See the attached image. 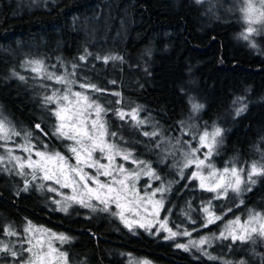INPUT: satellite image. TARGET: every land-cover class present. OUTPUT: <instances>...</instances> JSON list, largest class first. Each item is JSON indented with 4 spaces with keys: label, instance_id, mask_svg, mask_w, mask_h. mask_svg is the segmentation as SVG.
Here are the masks:
<instances>
[{
    "label": "trees",
    "instance_id": "trees-1",
    "mask_svg": "<svg viewBox=\"0 0 264 264\" xmlns=\"http://www.w3.org/2000/svg\"><path fill=\"white\" fill-rule=\"evenodd\" d=\"M226 1L233 10L229 16L208 12V0H0V110L22 133L21 140L31 132L36 147L42 148V142L57 147L50 135L54 104H44L50 83L28 63L38 60L59 72L63 66L80 83L103 89L89 92L109 109V131L120 137V147L137 159L147 158L156 169L153 159L163 155L161 136L184 125L193 104L203 105L195 111L203 123L228 130L224 154L236 157L238 164L258 161L264 157V32L256 39L258 47H251L243 38L240 1ZM105 56L122 59L105 63L98 58ZM243 105L245 111L236 115ZM132 109L140 110L146 126L121 120L113 111ZM156 127L162 128L157 136L144 135ZM155 144L153 155L145 156V146ZM189 177L184 173L172 202H180L181 192L194 185ZM25 184L14 174H0V229L11 225L18 240L24 239L28 222L63 232L74 238L67 246L70 257L82 264H127L129 256L163 264H264L260 239L226 240L222 255L194 260L172 243L126 229L109 211L95 216L73 206L62 211L54 191L33 185L25 191ZM241 201L247 211H264V177ZM10 239L0 232V241ZM7 255L0 251L1 260Z\"/></svg>",
    "mask_w": 264,
    "mask_h": 264
},
{
    "label": "snow or ice",
    "instance_id": "snow-or-ice-1",
    "mask_svg": "<svg viewBox=\"0 0 264 264\" xmlns=\"http://www.w3.org/2000/svg\"><path fill=\"white\" fill-rule=\"evenodd\" d=\"M197 2H201V0H197ZM241 4V11L247 24L243 38L249 40L253 33L259 31L255 27L256 24L264 27V0H241ZM98 58L103 59L105 63L109 60L122 59L116 56ZM80 59L84 60L85 57L81 56ZM28 63L32 65L31 71L35 72L41 79L54 81L64 86L63 90L54 89L51 95H46L44 104L56 105L54 109H49L51 115L56 118L54 130L50 135L61 140L71 141L66 147L72 156L66 157L55 150L48 151L47 144L42 146L44 150H37L36 145L32 143L31 132L24 134V144L16 146L27 155H14L15 149L7 147V143L12 140L13 136H20L21 133L10 127L5 119L0 118V141L5 142L0 144V147L5 148L6 151V155H0V165L10 164L12 168H5V170H16L18 175L31 176V181H26L25 191H27L29 183L37 180L52 181L61 188H71L73 195L66 197L68 201L78 202L85 207H93L86 202V197L87 200L95 199L99 204L104 205L102 211H107L109 204L115 203L117 208L131 206L129 211L132 208H135L137 212L142 209L146 215H152L155 218L158 214L157 210L163 207V194L170 190V186L166 187L161 181L160 186L150 193L145 192L143 195L136 189V182L142 174L154 180H161V177L152 170L150 164L138 160L130 151L120 147L118 143L114 142V139H110L116 138L117 133L109 132L108 121L104 119L109 109L99 102V97L93 98L88 94L89 91L103 93L104 90L95 84L80 83L79 87L86 91H74L72 85L76 84L77 81L69 78V76L75 75L74 72L69 75H57L55 72H49L43 61H29ZM19 79L23 80L24 77L20 76ZM112 94L120 95L118 92ZM119 102L116 101L115 103ZM202 107L203 105L193 104L192 110L194 112L199 111ZM245 109L246 105L239 107L236 115H240ZM113 111L121 120L131 119L135 121L137 126L145 123L139 118V109H132L130 112ZM35 127L43 135H49L40 128L39 124ZM207 127L205 125V130L198 137L193 136V139H198L199 147L183 152L184 159L179 169L181 178L184 176V169L194 168L195 170L191 172L189 178L198 180L202 190L214 193L212 199L226 198L229 190L237 195L242 191H251V186L256 183L254 177H264V162L251 164L247 172L244 168L237 169L234 166L225 167L222 170L217 169L212 163L211 157L215 153L217 145L222 143V140L218 138L222 137L223 130L214 126L211 131H208ZM144 135L154 137L158 133L145 132ZM201 148L207 150L202 154L203 158L197 155ZM97 152L101 154L99 157L94 155ZM116 157L136 165V168L128 170L123 164L117 165L115 163ZM101 159L107 160L108 163H101ZM70 160H74V163H70ZM85 168L94 169V171L89 173L85 171ZM205 169H207V173H205ZM101 176L106 179L101 181ZM242 184L244 185L243 188L241 187ZM39 186L44 188L45 184L41 183ZM148 187L151 188V185ZM48 190L56 191L57 189L48 186ZM158 193L160 199H155ZM78 197L80 198L77 199ZM210 209L211 201H209L208 206L204 207L205 227L221 219ZM61 210L67 211V207H62ZM119 215L121 219H124L123 211ZM160 226L164 227L163 224ZM139 227L149 230L150 226L140 223ZM168 231L170 233L168 238L177 235L170 229ZM0 232L8 236L19 235L11 225L5 229H0ZM24 232L30 234L23 240V243L29 245L28 247H22L18 252L0 241V251L9 253L17 261V264H53L54 258L62 264H69L67 253L52 246V239L63 243L67 241L68 237L56 236L44 229L35 228L31 222L27 223ZM183 234L190 235L187 232ZM45 235L49 239H43L42 237ZM254 235L264 237V213L253 212L243 223L237 217L236 220L229 222L224 232L220 233V238H231L233 241L240 240L243 242L252 240ZM205 243H207V238L199 241L201 245ZM177 247L187 250V246L182 244H178ZM24 253H28L27 257H24Z\"/></svg>",
    "mask_w": 264,
    "mask_h": 264
},
{
    "label": "rangeland",
    "instance_id": "rangeland-1",
    "mask_svg": "<svg viewBox=\"0 0 264 264\" xmlns=\"http://www.w3.org/2000/svg\"><path fill=\"white\" fill-rule=\"evenodd\" d=\"M239 1L241 4V0ZM241 8H242V4H241ZM207 11L210 12L212 15H214L217 12L220 15L229 16L233 10L230 4H228L226 0H208ZM241 18L243 19V31L245 34L247 24L245 22L243 13H242ZM255 27L259 29V31L253 33L248 40L250 43V46L253 48L257 46L256 39L264 32V29H262V26L260 24H256ZM45 67L49 72H55L57 75H62V74L69 75L71 73L68 69L64 68L63 66L60 67L61 68L60 72L54 69H49L47 68V66ZM69 78L77 81L76 84L72 85L74 91H80V92L86 91L85 89H81L79 87L80 82L79 80H77L75 76H69ZM38 81H39L38 84H41L43 80L41 81L39 79ZM45 81L50 83L48 87V90H49L48 95H51L54 89L63 90V87H64L63 85L57 84L54 81H49V80H45ZM88 94L91 95L90 92ZM55 107L56 105L54 104V108ZM0 118H3L7 121L6 116L2 110H0ZM104 119L106 120V117H104ZM184 122L185 121H183V123ZM55 123H56V118H55L54 124ZM146 125H147V121H145V126ZM205 125H206L205 123L199 120L198 113L192 112L184 125L180 126V128L178 129H174V128L169 129L168 132L164 133L161 136V140L159 142L162 144L161 150H162L163 155L159 157H155L153 159L154 162H157L160 168L156 169V167H154L151 161L148 160L147 158H145V160L138 159V160H142L150 164L152 170L155 171L161 177V180H154L151 177L142 174L139 177L138 181L136 182V189L139 191L141 195H143L145 192L150 193L153 189L160 186L161 181H163V184L166 187L170 186V190L163 194V197H164L163 207L157 210L158 214L155 216V218H153L152 215H146L142 209L139 210V212H137L135 208H132L131 211H129V208L131 206H127L124 208H117L115 203H110L108 210L102 211L101 209L104 208V205L99 204L98 201H96L95 199L87 200L86 197H85L86 202L93 205V207H85L78 202L68 201L66 200V197L73 195L71 188H61L59 185L54 184L52 181L37 180L35 182L29 183L28 185H33L37 188H41L39 185L41 183H44L46 188H48V186L54 187L55 189H57L56 191H54L56 194L55 202H61L62 207H67V209L73 206V207H79L84 210H88L89 212L88 216H95L101 213L107 214L109 211L111 214H113L112 217L116 219L118 222H120L121 225H123L126 229L130 231H135V232L137 230H142L145 232V234H147L151 238H157L161 242L172 243L174 250L180 251L181 253L188 255L194 260H198V258H202V257H205L208 259V258L217 256L218 254L222 255L223 252H226V251H223L222 244L226 240L233 241L231 238H228V239L220 238V233L225 231V228L229 224V222L234 221L236 220L237 217H239L240 221L243 223L245 220L248 219L251 213L253 212L264 213V211L258 210V209L253 210V211L252 210L247 211L243 208V203H241V197L250 191H242L239 195H237L233 193L231 190H229L226 198L212 199V197L215 194L202 190L199 187L198 180H194L195 183L193 186H189L188 188H186L184 191L181 192L180 202H176V201L172 202V196H173V192L175 188H177L178 185L181 183V181L184 180V176L183 178H181L180 171H179L180 166L182 165L183 159H184L183 152L190 151L191 148L199 147L198 139H193V136L198 137V135L201 134L205 130ZM9 126L14 128L11 124H9ZM207 126H208L207 127L208 131H211L214 126L220 127L223 130L222 137L218 138L222 140V143H223L224 133L225 131H228V130H226V128L224 127H221L218 123L216 124L213 122L208 124ZM160 129L162 128H157V127L156 129L153 128L152 130H150V133L152 132L158 133ZM185 133H188V134H185ZM21 139L22 138H20V136H13L12 140L7 143V147L15 149L14 155L26 156L27 153L21 152L16 147L17 145H21L25 143V141ZM110 139H114V142L116 143H119L120 141L119 136H117L116 138H110ZM56 140L58 143H57V147L55 148H52V149L49 148L46 142H42L41 145L43 146L44 144H47L48 151H53V150L59 151L66 157H71L72 154L68 152L67 147H66L68 144L71 143V141L61 140L58 138H56ZM178 141L180 143H177ZM4 143H5L4 141H0V144H4ZM222 143L217 145L216 151L211 157V161L217 169L222 170L225 167L234 166L237 169L244 168L245 172H247L251 164L258 163V162H264V157H262L263 156L262 155L258 161H250V163L249 161H247L244 163V165L238 164L236 157H231L230 155H226L223 153L222 148H221ZM154 147L157 148V144H155V146H148V147L145 146V156H152ZM36 148L37 150H44L43 147L42 148L36 147ZM206 151H207L206 149L201 148L200 152L197 153V155L200 156V158H203L202 154ZM130 152L133 154L132 151ZM0 155H6L5 148L0 147ZM94 155L99 157L101 154L97 152ZM172 155L174 156L171 157ZM168 156H170L171 158ZM33 158L35 159V157ZM219 161H222V163L219 164L218 163ZM69 162L74 163V160H70ZM100 162L104 164L108 163L107 160H104V159H101ZM115 163L117 165L123 164L125 169H128V170H132L136 168V165L128 161H123L120 159V157H116ZM5 168L11 169L12 165L10 164L0 165V174H6V175L14 174L18 177H21L25 183L26 181H31V176L25 177L22 175H18L16 170H5ZM194 170H195L194 168H187V169H184V173L187 176H190L191 172H193ZM85 171L92 173L94 169L85 168ZM204 171L205 173H207V169H205ZM260 178L262 177H254V179L256 180V183L251 186V189H253L257 185ZM100 179L101 181H104L106 178L101 176ZM187 179H190V178H187ZM148 185H151V188H149ZM241 187L243 188L244 185L242 184ZM196 190H200L204 194H208L209 197L207 196V199L204 200L205 195L196 196V192H195ZM195 196L197 198L196 201L198 203L195 202ZM79 198L80 197H78L77 199ZM185 198H189V200ZM155 199H160L159 193L157 194ZM184 200H186V202H184ZM209 201H211L210 211H212L216 216L221 217V219L205 227L204 223H205L206 216L204 212V207L208 206ZM121 211H123L124 219H121V216L119 215ZM231 214L232 216H230ZM140 223H145L149 225L150 226L149 230L139 227ZM161 224L164 225L163 228L160 226ZM32 225L35 228L44 229L46 230V232L54 233L56 236L63 235V236L68 237L67 241L63 243L60 242L59 240L52 239V246L58 249L59 251L67 253L69 264H82L80 262H77L76 260H73V258L70 257L67 251V246L73 242L72 239L74 238L72 236L70 237L63 232L56 231L54 229H51L45 226L35 225V224H32ZM129 225H131V227H129ZM169 229L171 230V232L177 233V235L175 237L168 238L170 236V233L168 231ZM185 232L189 233L190 235H184L183 233ZM28 235L30 234L24 232V239ZM16 237L17 236H11V239L9 240V242L3 243V244L9 245L10 247L13 248V250H16L18 252L22 247L26 248L29 246L23 243L24 239L18 240L16 239ZM42 238L49 239V237H47L46 235ZM204 238H207V243L203 245L199 244V241ZM256 239H260L264 241V237H259V236L254 235L253 240H256ZM248 241L250 240L243 241V242L240 240H236L233 242H238L242 244ZM256 241H259V240H256ZM178 244L187 246V250H185V248H182V247H177ZM239 247L241 248V245H239ZM27 255L28 253H24V257H27ZM127 255H131V254H127ZM7 257H8V260L0 259V264H17V261L9 253ZM129 257H128L127 264H163L147 256H142V257L134 256L132 258L130 257V259ZM53 264H62V262L54 258Z\"/></svg>",
    "mask_w": 264,
    "mask_h": 264
}]
</instances>
